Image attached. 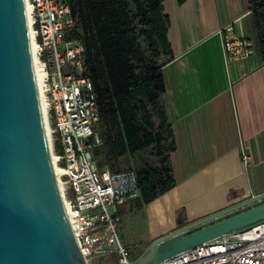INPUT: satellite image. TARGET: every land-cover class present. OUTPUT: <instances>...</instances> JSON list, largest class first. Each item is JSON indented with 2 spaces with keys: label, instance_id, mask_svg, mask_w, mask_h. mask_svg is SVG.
I'll return each instance as SVG.
<instances>
[{
  "label": "crops",
  "instance_id": "1",
  "mask_svg": "<svg viewBox=\"0 0 264 264\" xmlns=\"http://www.w3.org/2000/svg\"><path fill=\"white\" fill-rule=\"evenodd\" d=\"M163 7L174 56L163 76L176 185L145 205L165 226L155 239L249 198L247 163L254 189L264 192V63L255 45L249 58L227 62L218 34L239 19L236 30L252 38L247 0H164Z\"/></svg>",
  "mask_w": 264,
  "mask_h": 264
},
{
  "label": "built area",
  "instance_id": "2",
  "mask_svg": "<svg viewBox=\"0 0 264 264\" xmlns=\"http://www.w3.org/2000/svg\"><path fill=\"white\" fill-rule=\"evenodd\" d=\"M30 7L46 125L55 167L61 171L62 197L77 245L88 264L117 256L132 264L118 235L119 206L138 197L133 169H99L92 149L102 141L96 129L99 110L85 70L80 40L64 39L75 26L64 0H25ZM239 19L218 30L227 62L253 54L254 44L236 30ZM55 145L60 152H55ZM160 264H264V219L232 234L176 254Z\"/></svg>",
  "mask_w": 264,
  "mask_h": 264
},
{
  "label": "water",
  "instance_id": "3",
  "mask_svg": "<svg viewBox=\"0 0 264 264\" xmlns=\"http://www.w3.org/2000/svg\"><path fill=\"white\" fill-rule=\"evenodd\" d=\"M246 171L249 198L154 239L132 264H160L263 220L264 192ZM0 264H88L55 174L25 0H0Z\"/></svg>",
  "mask_w": 264,
  "mask_h": 264
},
{
  "label": "trees",
  "instance_id": "4",
  "mask_svg": "<svg viewBox=\"0 0 264 264\" xmlns=\"http://www.w3.org/2000/svg\"><path fill=\"white\" fill-rule=\"evenodd\" d=\"M64 1L75 20L64 39L83 43V75L92 83L99 110L102 143L92 149L93 158L99 169L118 172L125 169L124 158L147 153L146 163L133 169L138 186L133 207L140 208L176 185L171 161L176 143L164 99L163 67L174 58L164 0ZM247 5L264 63V0H247ZM112 259L117 256L106 264Z\"/></svg>",
  "mask_w": 264,
  "mask_h": 264
},
{
  "label": "rangeland",
  "instance_id": "5",
  "mask_svg": "<svg viewBox=\"0 0 264 264\" xmlns=\"http://www.w3.org/2000/svg\"><path fill=\"white\" fill-rule=\"evenodd\" d=\"M256 50L258 51V44L256 35L251 38ZM147 153L145 151H139L124 158L125 169H137L147 161ZM124 169V170H125ZM256 191V189H255ZM134 201L131 200L127 204L119 206V224L118 235L121 243L127 247L129 258L137 259L148 248V242L155 239L157 233L165 226H161L158 222L150 220L152 217V206L143 205L140 208L133 207ZM130 242V244L127 243ZM151 241V242H152ZM108 256H103L98 259V263L106 264ZM132 261V260H131ZM96 262V260H95ZM110 264H118V261L112 259Z\"/></svg>",
  "mask_w": 264,
  "mask_h": 264
},
{
  "label": "bare ground",
  "instance_id": "6",
  "mask_svg": "<svg viewBox=\"0 0 264 264\" xmlns=\"http://www.w3.org/2000/svg\"><path fill=\"white\" fill-rule=\"evenodd\" d=\"M29 12H30V7H29L28 4H26V13H27L28 24L30 23L29 22ZM29 37H30V45H31V51H32L33 61H34L35 76H36L37 86H38V90H39L41 109H42V112H43L45 125H46V107H45V102H44L42 91H41L40 74H39V70H38V66H37V62H36V49H35V44L33 42V35L31 33V31H29ZM46 132H47V136H48L47 125H46ZM54 163H55V158L53 157V164ZM55 174H56L57 180L59 182V187L62 190L63 188H62V183H61V180H60L61 171L58 168H56V167H55Z\"/></svg>",
  "mask_w": 264,
  "mask_h": 264
}]
</instances>
